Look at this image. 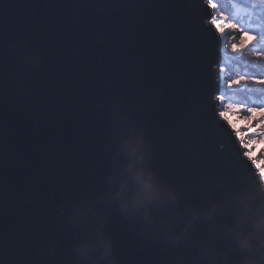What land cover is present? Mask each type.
<instances>
[{
	"label": "water",
	"instance_id": "obj_1",
	"mask_svg": "<svg viewBox=\"0 0 264 264\" xmlns=\"http://www.w3.org/2000/svg\"><path fill=\"white\" fill-rule=\"evenodd\" d=\"M207 0H0V264H89L102 219L119 264H175L103 199L135 128L174 183L252 166L223 125ZM254 167V166H253Z\"/></svg>",
	"mask_w": 264,
	"mask_h": 264
},
{
	"label": "clouds",
	"instance_id": "obj_2",
	"mask_svg": "<svg viewBox=\"0 0 264 264\" xmlns=\"http://www.w3.org/2000/svg\"><path fill=\"white\" fill-rule=\"evenodd\" d=\"M254 38L246 35L242 43ZM230 108L224 121L240 143V126L257 121L259 139L246 145L250 149L256 144V154H243L252 166L233 164L223 174L174 183L152 166V149L142 131L130 130L116 149L103 199L117 202L125 213L141 215L162 235L175 264H264V99L249 107L251 115L243 119L235 105ZM80 250L89 264H119L102 219Z\"/></svg>",
	"mask_w": 264,
	"mask_h": 264
},
{
	"label": "trees",
	"instance_id": "obj_3",
	"mask_svg": "<svg viewBox=\"0 0 264 264\" xmlns=\"http://www.w3.org/2000/svg\"><path fill=\"white\" fill-rule=\"evenodd\" d=\"M217 3L228 20L240 24L245 30L258 28L264 30V0H217ZM260 50L264 49H261L259 45L247 48L246 60L236 61L230 67L232 70H229L227 75L229 81L237 73L264 75V58L258 57L256 53ZM228 88L223 87L222 102L229 110H231L232 101L258 106V101L264 99V85L242 84L239 87ZM258 134L259 130L255 135L257 140L259 139Z\"/></svg>",
	"mask_w": 264,
	"mask_h": 264
},
{
	"label": "snow or ice",
	"instance_id": "obj_4",
	"mask_svg": "<svg viewBox=\"0 0 264 264\" xmlns=\"http://www.w3.org/2000/svg\"><path fill=\"white\" fill-rule=\"evenodd\" d=\"M219 8H220V5L217 3V0H207L206 11H205L206 16H207V24L211 25L213 28V31H215V25L211 24L212 17L215 16L216 20L221 22L220 27L224 29L225 34L233 33L232 45H234V47L230 45L231 51H233L234 53H239L253 45H259L261 49H264V30L260 28L256 30H251V29L245 30V28L242 27L238 23H235L231 20H224L223 17L225 14L223 11H220L219 15H217V10ZM225 25H227L228 27L225 28L224 27ZM221 35H222L221 33H217L218 37H220ZM246 35L249 37H255V38L248 40L246 43H242V40L245 38ZM256 53L258 57L264 56V50L256 51ZM242 84L244 85H247V84L264 85V75L237 73V75H235L232 78V80L229 81L228 87L229 88L239 87ZM231 103L232 105H235L237 107V117L239 119H243L244 116H246V115H243V113L245 112L248 115H251V113L248 111V108L252 106H249L245 103H236L234 101H232ZM221 119H222L223 125L226 127L228 134L232 138H234L235 142L239 144L241 149H245V151H248L247 149L249 148L246 147L247 143H245L247 137L255 136L258 130L260 131V129L256 127H251L252 121L250 123V127L241 125L239 130L240 132L244 133V136L242 137L243 143H240L239 141H237L236 137L233 135L234 130H229V126L227 125V123L223 120V118ZM260 119H264V117H260ZM250 128L252 130H250ZM246 129H247V132L245 131ZM252 146H257V145L253 144Z\"/></svg>",
	"mask_w": 264,
	"mask_h": 264
},
{
	"label": "rangeland",
	"instance_id": "obj_5",
	"mask_svg": "<svg viewBox=\"0 0 264 264\" xmlns=\"http://www.w3.org/2000/svg\"><path fill=\"white\" fill-rule=\"evenodd\" d=\"M220 11H223V10L221 8H219L217 10V15H219ZM223 19L228 20L226 18V15H224ZM212 20H213L214 24L216 25L217 29L220 30V32L222 34L221 35V40H222L221 47H222V52H223V56H222V63H223L222 65L223 66H221L220 68L224 71L222 73L221 83H222L223 87L228 88L227 86L229 83V78L227 75H228V71L232 70V68H230V67L233 66L234 62H236V61L242 62V60H246L245 56H246V53H248V51H247V49H245L244 51L239 52V53H234L233 51H231L230 45L232 46L233 33L225 34L224 29L220 27L221 22L217 21L215 16L212 17ZM224 27L226 28L228 26L225 25ZM222 94H223V92H222ZM230 113H231V110H229L228 108H226L224 106V109L222 110V114H223L224 118H227V116L230 115ZM243 115H248V114L245 112V113H243ZM256 124H257V121H255V120L252 121L251 127H256ZM245 131L247 132V129ZM254 138H255V136H248L245 143H247L249 140H252ZM255 148H256V146H251V148L247 149V150H251V151H253L254 154H256ZM261 155H264V153H261Z\"/></svg>",
	"mask_w": 264,
	"mask_h": 264
},
{
	"label": "bare ground",
	"instance_id": "obj_6",
	"mask_svg": "<svg viewBox=\"0 0 264 264\" xmlns=\"http://www.w3.org/2000/svg\"><path fill=\"white\" fill-rule=\"evenodd\" d=\"M218 31H219V33H221L220 30H218Z\"/></svg>",
	"mask_w": 264,
	"mask_h": 264
}]
</instances>
